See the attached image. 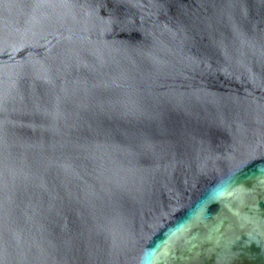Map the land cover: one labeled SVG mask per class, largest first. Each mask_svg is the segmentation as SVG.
<instances>
[{"label": "water", "instance_id": "1", "mask_svg": "<svg viewBox=\"0 0 264 264\" xmlns=\"http://www.w3.org/2000/svg\"><path fill=\"white\" fill-rule=\"evenodd\" d=\"M0 264H264V0H0Z\"/></svg>", "mask_w": 264, "mask_h": 264}]
</instances>
